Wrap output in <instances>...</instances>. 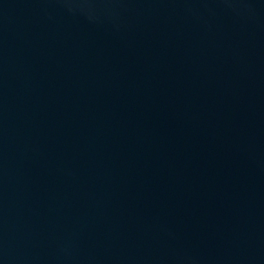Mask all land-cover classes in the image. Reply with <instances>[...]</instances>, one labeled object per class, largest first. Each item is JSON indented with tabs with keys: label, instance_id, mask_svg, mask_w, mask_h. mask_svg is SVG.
<instances>
[{
	"label": "water",
	"instance_id": "obj_1",
	"mask_svg": "<svg viewBox=\"0 0 264 264\" xmlns=\"http://www.w3.org/2000/svg\"><path fill=\"white\" fill-rule=\"evenodd\" d=\"M0 264H264V0H0Z\"/></svg>",
	"mask_w": 264,
	"mask_h": 264
}]
</instances>
